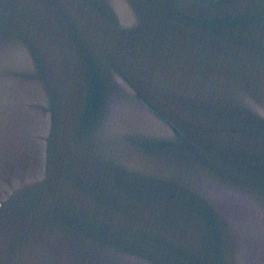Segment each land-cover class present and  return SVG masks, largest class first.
I'll return each mask as SVG.
<instances>
[{
	"label": "water",
	"instance_id": "1",
	"mask_svg": "<svg viewBox=\"0 0 264 264\" xmlns=\"http://www.w3.org/2000/svg\"><path fill=\"white\" fill-rule=\"evenodd\" d=\"M0 264H264V0H0Z\"/></svg>",
	"mask_w": 264,
	"mask_h": 264
}]
</instances>
